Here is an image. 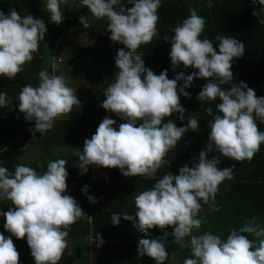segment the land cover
Listing matches in <instances>:
<instances>
[{"label": "clouds", "instance_id": "obj_1", "mask_svg": "<svg viewBox=\"0 0 264 264\" xmlns=\"http://www.w3.org/2000/svg\"><path fill=\"white\" fill-rule=\"evenodd\" d=\"M41 0L51 24L60 25L64 20L61 6L88 9L93 19H106L110 40L123 45L114 58L117 72L113 81L103 91L100 106L114 113L120 120L105 117L91 138H85L83 147L75 155V165L81 174L90 167L118 169L125 177H154L166 163L165 154L188 131H196L199 122L189 117L183 126L177 127L170 117L179 114L185 120V108L180 96L189 97L186 91L194 79L207 82L201 87L197 99L219 101L215 104L219 114L213 115L211 108L205 112L212 117L208 122V139L205 147L194 159L192 166L182 165L177 175L164 174L156 179L153 187L134 196L135 215L127 212L112 214L111 225L118 226L121 218L132 222L134 229L142 233L137 253L147 256L156 264L169 259L165 241L172 237L174 244L190 251L183 264H264V225L253 217L246 219L243 226L229 230L225 239L210 231L194 234L201 227L197 218L202 204L210 211L218 212L215 195L224 180L233 179L231 167L219 168L221 158L236 162L251 160L264 144V131L257 127L256 120L264 123V96L257 97L255 91L240 81L228 89L221 85L233 80L232 64L244 53V43L231 36L218 35V45L201 39L205 21L192 8L181 24L173 28L168 53L173 69L192 68L191 74L177 73L168 78L167 70L158 75L145 67L144 59L137 54L142 44L149 43L156 35L157 9L161 0ZM261 6L264 0H252ZM121 5L117 10L116 6ZM253 15H257L256 12ZM84 28L89 27V18L79 16ZM259 23H264L260 20ZM47 27L42 19L31 15L20 16L15 9L5 15L0 12V77L14 78L23 66L33 59L39 41H44ZM17 110L28 122L34 121L32 140L35 133L41 138L53 128L57 118L80 104L78 96L69 87L63 75L47 70L38 73V85H24L17 96ZM12 105L7 94L0 91V107ZM24 151V149H22ZM209 153H215L209 158ZM67 161L61 158L50 160L46 171L38 174L25 164H17L14 171L0 166V202L9 201L6 212L0 211L4 219L3 228L9 236L0 234V264H18L19 253L12 237L26 238L35 264H58L67 247L68 228L78 219L91 220L82 211L76 200L66 194L68 172ZM82 194L91 203L95 199L88 194V186ZM172 227L163 236L150 238L149 230ZM249 236L258 238L254 244ZM96 247L103 244L99 233L95 236ZM175 260L174 254L171 255Z\"/></svg>", "mask_w": 264, "mask_h": 264}, {"label": "trees", "instance_id": "obj_2", "mask_svg": "<svg viewBox=\"0 0 264 264\" xmlns=\"http://www.w3.org/2000/svg\"><path fill=\"white\" fill-rule=\"evenodd\" d=\"M23 0H0V12H4L7 15L10 9H15L20 16L31 15L33 18L44 20L47 33L44 41H39L38 49L33 53V59L31 62H27L23 66V70L19 72L14 78L7 79L6 77H0V91H4L7 94V99L12 102L11 107L6 105L0 107V166H3L9 170L14 171V166L21 164L17 154L11 149L13 143L18 139H23L25 142L39 150L41 156L31 164L27 165L33 168L38 174H42L46 171L47 163L50 160L57 159L55 156L56 151L66 150L69 155H65L67 158V165L73 161V154L83 147L85 138L90 139L92 134L95 133L97 126L106 116L116 121V127L118 128L120 123L124 121L120 120L114 113L107 112L101 106L98 105L93 109L70 111L67 117L58 119L54 123L51 130L46 131L42 138L40 133H35L36 141L33 142L32 135L29 131L33 128L34 121L28 122L24 118V114L17 110V96L19 91L24 85L31 84L32 86L38 85V73L44 70V66L51 64V59L46 57V42H49L51 46L58 44L60 48H63V38L66 37L67 32L73 28L79 22V16L84 15L85 10L75 8L64 7V20L60 25L51 24L49 16L43 8L37 4L29 3L27 6L22 3ZM203 6L198 8L197 14L203 17L205 24L204 30L201 33V39L207 38L213 44L216 41L218 35L231 36L238 42L244 43L246 47L243 55L236 59L232 64L231 71L233 73V80L228 84L221 85L222 89H228L235 83L243 81L255 91L257 97L264 96V23H259L260 20H264V12L260 11L261 6L257 3L255 6L252 4V0H214L211 7H206L207 0L202 1ZM178 11V9H177ZM256 12L257 15H253ZM163 19L164 24L163 32L171 41L173 28L182 22L183 16L178 13L177 16L170 14L165 15ZM169 25V30L165 25ZM62 40L60 43L59 41ZM165 42L163 52L154 56H141L144 59L145 67L151 69L155 74H159L162 70H167L168 78L173 79L177 73L185 72L191 74L196 71L192 68H184L182 65L173 69L171 66L170 57L168 55L170 51V43ZM48 47V46H47ZM71 59L75 58L73 51H69ZM80 54H92L96 55L93 50L80 51ZM148 54H151L148 52ZM35 70L36 73L32 74ZM114 75L111 76L113 78ZM207 81L204 79H194L191 87L186 89L190 93L189 97L180 96V104L185 108L184 117L185 120L181 121L177 117L179 114H173L169 119L178 120L177 127L183 126L187 122L189 117H194L199 122V128L196 131H188L180 141H177L176 145L171 148L164 157L166 163L157 170L154 177L149 176H137V177H125L118 169H109L110 173L107 178L91 179L89 169L86 173L81 174L79 169H74L68 172L67 181L75 187L88 186V194L93 190L94 193H101L103 191L108 192L110 195H115L121 191L126 196L139 193L140 191L148 190L153 187L156 179L162 177L164 174L171 173L172 175L178 174V169L188 164L192 166L193 160L198 159L199 152L205 147L208 139V122L212 119L206 112V108H211L213 115L219 114L216 110L215 104L217 101H203L199 102L197 95L201 87ZM262 89V90H261ZM257 127L260 131H264V123L259 119L256 120ZM215 155V153H209V158ZM235 165L233 169V179L224 180L218 185V190L215 195V203L219 208L218 212L210 211L209 205L202 204L201 210L198 213L199 219H201V227L194 234H201L204 231H210L213 234L219 235L221 239H225L229 230L238 229L243 226L246 219L255 218L257 223L264 225V144H262L259 150L255 153L251 160H243L240 162L233 161L231 159L221 158L219 168L231 167ZM9 201L0 202V211L6 212L10 207ZM82 211L87 216L92 217L93 233L96 236L100 233V236H105V233L109 228L106 239L111 240L110 246L114 248H121L127 245L137 247L136 243L129 242V232L134 230L132 223H123L121 220L118 226L111 225L112 214H118L115 209L111 210H93L89 204V200L86 198L85 202L81 206ZM88 219H78L75 223L69 227L75 228L77 223L84 224ZM4 219L0 217V234L9 236L4 228ZM112 227V228H111ZM99 231V232H98ZM164 231L172 232V227L169 226L164 230L154 228L149 230L150 238L156 239L163 236ZM105 238V237H104ZM144 238L142 233H139L137 237ZM74 246L81 245L77 243L75 238L71 239ZM116 239V241H115ZM249 239L254 244L258 243V238L249 236ZM13 244L19 253L18 264H35L30 254V249L26 243V238L23 240H17L12 237ZM166 252L169 255L164 264H183V260L186 257H190V251L187 248H181L172 241V237L165 241ZM123 254V253H122ZM174 254L175 260H172L171 255ZM156 264V262L143 256L139 258L133 264ZM121 264V260H118Z\"/></svg>", "mask_w": 264, "mask_h": 264}, {"label": "crops", "instance_id": "obj_3", "mask_svg": "<svg viewBox=\"0 0 264 264\" xmlns=\"http://www.w3.org/2000/svg\"><path fill=\"white\" fill-rule=\"evenodd\" d=\"M38 0H23L22 3H24L25 6L29 4V2H37ZM205 0H161V4L159 8L157 9V15H158V22L156 25V35L153 37V39L147 43L142 44L136 51L140 53L142 56H154V54L157 52L158 54H161L163 52V46L166 42L164 40V36L166 35L163 32L164 24V18L165 15L173 14L177 16L178 13L182 14L183 20L188 17L189 12L188 9L192 8L196 11L197 14H200L201 12H198V8L200 6H203V2ZM121 3L126 7H131L127 3V0H121ZM214 3V0H207V3H205L206 7H211V5ZM38 5V4H37ZM39 7L42 5H38ZM121 5H117V10L119 9ZM74 10L84 9V15L89 18V27L84 28L80 22H78L73 28H71L68 32L66 37L63 38V41L60 40L59 43H64L63 48H60L58 44H55L51 46L49 42H46V58L49 60L51 59V64L49 66H44V70H47L50 72H53L55 74L58 73L60 69H57L59 67L58 65L62 62H66L68 64L75 63V62H85L86 67L90 64L89 67H93L94 62H100L99 60L106 61L109 65L112 66L114 69V74L117 72V68L115 67L114 58L116 55V52L118 49L123 48V45L113 42L110 40V33L107 31V20L106 19H93L91 18V14H88V9L78 6H73ZM178 9V11H177ZM61 10L64 11V7L61 6ZM181 20L180 22H182ZM169 25H165L167 27V30H169ZM213 43V42H212ZM218 45V41L216 40L213 44L214 47ZM55 47L61 49L60 56L64 57L63 61H60L59 64L54 61V59L57 56H52V52L55 51ZM244 48H246L244 46ZM86 50H94L96 55L92 54H80L78 53L80 51ZM69 51H76L75 58L71 59V54ZM150 52L151 54H148ZM62 59V58H61ZM65 59V61H64ZM60 68V67H59ZM37 70L32 72V74H35ZM38 76V75H37ZM261 81H264V79H261ZM264 89V88H263ZM262 90V89H261ZM86 96V97H85ZM80 104L74 105L70 111H80V110H87V109H93L98 105L100 106L101 102L104 99V93L96 94L94 92H91L90 90H87L84 92L83 97L80 94V97H78ZM69 111V112H70ZM68 113L62 114L58 119H63L64 117L68 116ZM178 120H172L176 125L178 124ZM34 128V126H33ZM21 139L16 140L14 144L17 145L18 141ZM11 146V149H15L14 146ZM12 149V150H13ZM14 151V150H13ZM63 152L62 151H56L55 156L56 158H61L64 160H67V158H63ZM72 162H70L66 169L69 171H72L74 169H77L75 166L78 163V159L76 155L73 154ZM109 169L103 168V167H90L89 168V174L91 179H102L107 178L109 176ZM67 183V189L66 194L72 196L78 205L81 207L83 203L85 202L86 197L82 194V187H75L74 185L70 184L68 181ZM91 195L95 199V203L89 202L90 206L93 210H111L112 208L115 209V211H118V214L127 212L129 215H135V205H134V196L137 194H131L126 196L123 191L113 195H110L108 192L103 191L101 193H94L93 190L90 189ZM91 217V216H90ZM92 220H88L85 224L83 223H77L75 228H68V236L69 238L73 239L75 238L77 240V243H81V245L74 246L72 244V240H67V247L65 248L61 259L59 260L58 264H119L118 260H121V264H133L137 259L139 261V258L141 256L137 253V247L133 248L132 245H127L125 247L121 248H114V246H110V239H106V235L109 231L108 229L105 233V236L101 237L103 239V244L100 247H96L95 244V235L93 233V223ZM121 221L123 223H132L130 221H125L121 218ZM112 228V227H111ZM99 232V231H98ZM138 232L136 229L131 230L128 234L129 242L138 244L137 237ZM100 235V233H99ZM105 237V238H104ZM116 241V239H115ZM123 253V254H122ZM140 264V262H139Z\"/></svg>", "mask_w": 264, "mask_h": 264}, {"label": "rangeland", "instance_id": "obj_4", "mask_svg": "<svg viewBox=\"0 0 264 264\" xmlns=\"http://www.w3.org/2000/svg\"><path fill=\"white\" fill-rule=\"evenodd\" d=\"M31 3L41 5V0H38L36 3ZM60 50L61 49L55 47V51L51 53L52 56H57L54 59L57 64H59L60 61H63L64 58L60 56ZM74 54H76V51H73V55ZM99 61L100 62H94L93 67H89L90 64L86 67L85 62L77 61L71 64L61 62L58 65L60 68L56 66L57 69H60L57 74L64 76L67 85L73 89L74 93L78 97H80V94L83 97L84 92L87 90L96 94H101L106 89L108 84L113 81L114 78H111V76L115 72L112 66L106 61ZM13 146L15 148L14 152L19 157L21 164L29 165L41 156L39 150L25 142L23 139L18 141L17 145L14 144ZM22 149H24V151H22ZM63 151V158L65 155H69L68 151Z\"/></svg>", "mask_w": 264, "mask_h": 264}]
</instances>
